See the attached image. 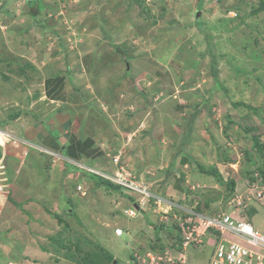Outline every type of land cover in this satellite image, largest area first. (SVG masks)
Masks as SVG:
<instances>
[{
	"label": "rangeland",
	"instance_id": "1",
	"mask_svg": "<svg viewBox=\"0 0 264 264\" xmlns=\"http://www.w3.org/2000/svg\"><path fill=\"white\" fill-rule=\"evenodd\" d=\"M259 5L260 0H0V108L6 111L18 107L19 103L30 105L39 98L43 79L55 74L60 63L63 68L69 64L72 73L78 75V56L95 49L98 72L93 76L94 81L91 76L88 78L93 86L88 94L96 95L94 102L98 103L92 110L96 136L100 142L110 145L107 150L111 154L122 143L121 150L112 156H120L123 172L131 173L130 180L133 177L143 180L151 193L171 201L179 199L182 203V196L164 193V190L182 168L179 157L187 154L191 159L190 179L197 181V185L196 198L191 197L192 202L186 203L201 199L203 206L204 198L211 196L214 201L203 211L225 212L233 193L229 195L225 184L221 185L206 171L216 168L225 179L232 178L234 171L239 189L245 190L249 172H255L264 161V154L255 146L264 142V11L256 14ZM198 11L200 17H196ZM213 60L219 71L218 80L212 74ZM84 108H79V117L88 113L89 109ZM6 140L0 134V145ZM131 146L136 147L139 155L135 160L130 159ZM253 159L258 161L252 162ZM25 166L18 164L14 170L17 169L19 176L24 175ZM45 166L41 162L38 169L45 171ZM2 167H8L6 161ZM79 171L98 185L101 178L118 186L113 191L106 190V195L97 196L111 200L102 199V205L107 203V226L126 230L120 238L107 242L106 254L125 262L138 248L164 249L177 244L180 233L175 231V218L165 203L158 204L151 198L147 204L155 217L151 212L146 216L141 210L136 219L130 218L125 209L134 207L136 196L141 198L142 194L133 190L127 194L124 184L111 182L83 168ZM53 172L49 179L38 183L39 187L42 184L41 188L48 189L47 194L55 195L61 214L56 218L53 212L51 221L45 224L38 220L44 227L32 231L40 237L31 248L30 236L24 234V217L16 209L20 206L24 209L27 203L23 199L14 201L15 194L24 187L20 185L22 181L30 178L15 182L10 192L0 181V264L10 261L61 264L64 254H60L64 258L56 261L51 253L52 246L56 250L57 245L65 250L66 245L70 246V252H64L68 260L81 259L86 264L83 258L98 252L97 264L105 263L96 241L88 239L84 246L81 236L99 238L89 230L79 212L75 216L78 225L73 223L66 230L60 223L61 216L69 217L67 212L71 206L65 204V192L75 191L78 181L74 175H65V184L60 183L61 178L56 175L59 172ZM4 177L8 178L9 172L0 174V178ZM85 185L88 197L90 190ZM30 186L36 188L37 184L31 182ZM109 195L121 200L114 210L109 209L111 204L115 206L114 198ZM74 197L79 201L78 195ZM97 198L96 208L100 207ZM40 199L50 207L51 201L44 200L45 193ZM166 217L169 223L163 227ZM147 219L154 224L133 231L136 220ZM250 220L264 231L262 212ZM56 225H62L60 232ZM168 228L174 229L178 237H170ZM2 244L21 251L20 258L3 253ZM45 244L51 248L45 261L34 259L37 250ZM42 250L45 249L42 247ZM29 252L31 259L25 260ZM195 252L193 248V258ZM205 252L199 254L202 261L206 260Z\"/></svg>",
	"mask_w": 264,
	"mask_h": 264
},
{
	"label": "crops",
	"instance_id": "2",
	"mask_svg": "<svg viewBox=\"0 0 264 264\" xmlns=\"http://www.w3.org/2000/svg\"><path fill=\"white\" fill-rule=\"evenodd\" d=\"M96 53L97 50L94 49L92 51L84 53L81 57L78 56L79 64L77 66L80 70V73L78 75H74V73H72L69 64L67 67L64 66L65 68H63V66L61 67L60 63L59 69L55 74L48 75L47 77H45V79H43L40 87V96L38 99L33 100L31 103H29L30 105H27L28 103L26 104V102H24L22 103V105H20L19 103L18 107L10 108L6 111L5 109L0 108V130L5 132V135H8V139L6 140V142L3 145H0V154L6 155V164L8 165L10 177V187L8 188L9 192L14 189L15 182L20 181L22 178H27L28 176L30 178L26 180L22 179L23 181L20 185L24 186V189L22 188L19 193L17 192L15 194L14 199L16 200L13 199L14 201H20L21 199H23V201L25 200V203L27 204L24 205V209L22 208V206L16 207L11 203L12 206L16 207V209L23 215L24 224L28 226V228H26L25 226L24 234L30 236L31 241H29L28 244L29 248L33 247L35 242H37L40 237L36 236L34 233H32V231L34 232L39 230V227L43 228L45 223L51 221L50 214L54 215L55 213L56 218L61 214L58 209L60 207V204H58L56 200H54L55 195H52L51 193L47 194L46 192L48 191V189L41 188L42 184L41 187H39L40 185L38 183L40 180L46 181L47 179H49L50 175H52L51 173L54 170H57L59 172V174H55L61 178L60 183H64L63 176L74 175L75 177H77V185L82 184L84 187H86L85 184H87V187L90 190L88 197L85 196L86 198L82 196L78 191L72 190L71 192H65L67 193L64 196V198L67 199V201H65V204L71 206L68 207L67 212L69 217L66 218L61 216L59 218V221L61 224H63V227L68 230L70 227L72 228L73 223L77 224L78 221L75 220V216L79 212V215L83 218V221L87 222L89 230L91 228V230L94 231V233L92 231L90 232H92L96 238H99V240H96L90 235H88L87 237L86 234L85 236H81L83 238V242L92 238L100 246L106 249L105 245L107 244V242L112 241V238H120L115 235L114 229L116 227H108V222L107 220H105V210L107 203L102 205V199L107 202H110L111 200L108 197L102 199L97 198V196L99 197V194L104 195L105 193L106 195V190L108 189L98 185L96 181L89 179L79 171V168L83 167L84 170L93 172L94 174L97 173L100 175L102 173H111L116 168L112 161V155L117 154L122 148V143L120 142L117 144L116 152L111 154L109 150H107L110 145L107 146L106 143L100 142V140L98 139L99 137L96 136L97 128L94 125L95 114L92 110H95L94 107L98 103L94 102V100L96 99V95H91V93L88 94V92L93 90L92 82H90L88 78L91 76L92 81H94L93 76H96L98 72L96 65ZM54 66L57 67V64H54ZM85 105L86 108H84ZM82 106L84 109H89V111L88 113L79 117L78 110ZM18 144L19 146H17ZM32 144L35 146H33ZM41 148L53 151L57 153V155H47V153H43ZM128 151L130 153L131 160H135L136 156L139 157L136 152L135 146H131V149ZM121 152L123 153V150ZM47 156L49 157V159L47 158ZM69 159L75 160L76 162L71 163ZM41 162L46 165L45 171L42 172L40 171V169H38ZM178 162L179 167L182 168L178 170L179 174L177 175V178L171 181L170 185L167 186L165 190L162 189L161 191H165L164 193L173 194L178 197L182 196L184 202H187L188 200H190L191 202V197L196 198V191L194 190L197 185V181L194 182L190 179V175L192 174L189 167L191 159L189 158V156H187V154H181ZM16 164L17 166L18 164L19 166H24L26 164L24 168V171L26 173L24 175L20 174L19 176V172L17 171V169L14 170V167L18 168ZM28 166L30 167L29 170ZM176 169L175 173L178 172ZM14 172L18 174L15 175L16 178L19 176V179L16 181L14 175H12V173L15 174ZM234 174L235 172L232 171V178H234L236 181L237 189L239 188V182L237 180V177L235 176L236 174ZM12 176L14 179H11ZM35 176L38 177L36 178ZM183 178L185 179V181ZM31 182H33L34 185L37 184L36 188L30 186ZM217 187L218 186L216 184L215 188ZM161 188L162 187H160L159 189ZM43 193H45L44 200L47 202L51 201L50 207H48L47 204L43 205V200L41 201L40 199ZM5 194L7 195L4 197L7 198L8 193L6 192ZM75 195H78L80 197L79 201H76V198L74 197ZM109 196L111 198H114L113 204L115 205L114 207H112L111 204V207L109 209L114 210V208L117 207L118 203H120L121 200L117 197H114L115 195ZM95 198H97L96 202L99 203L100 207L96 208ZM82 200L83 202L80 203ZM6 201L7 199L5 200V202ZM261 205H263L262 211L259 210V207ZM76 206L79 207V210H76ZM254 208L255 212L251 215V217H256L257 215L261 214V212L264 215V202H262L261 204H259V202L254 204ZM97 209H99V211H97ZM110 210H108L109 213ZM144 210L143 212L146 216L151 214V216L155 217L150 207L147 206L144 208ZM253 210L254 209H251V212H253ZM149 212L151 213L149 214ZM64 218H66L67 220ZM38 220L44 221V224L39 223ZM11 221L13 220L11 219ZM135 223L137 224L135 226L133 225L134 232H138L141 228H145V226L149 227L154 224V222H152L150 219H147V221L145 220V222L136 220ZM61 226L59 227V225H56V230H59L60 232V230H62ZM166 226L167 224L163 227ZM254 226L264 233V231L257 225L254 224ZM168 229L170 231L172 230L170 228ZM18 235L20 237L23 236L21 234ZM77 235H79V233ZM174 235L178 237L179 234L177 235V233L175 232L172 233L173 238ZM13 237L16 238V235H13ZM58 238L56 239L57 241L59 240ZM83 244L85 246V242ZM2 245L5 247L2 249L3 253H8L10 257L14 259L20 258L21 251L19 252L17 251V249L15 250L12 246L8 248V246L4 244ZM42 247L45 250H42ZM69 247V245H66L65 250L60 245H57L56 250H54L53 246L51 249L48 245L45 244L37 250V258L34 259H37L38 261H45L46 257L49 254V249H51V253L56 256V261L59 260V257H63L60 254H64L65 258H63L68 262H66L65 260H61V264L63 261L66 262L63 264H82L81 259L80 261H76L74 258L72 260L66 259L67 256L64 252H70ZM84 254L82 253V255ZM30 256L31 254L29 252L25 260L31 259ZM115 259L118 260V258ZM9 264H13V262L10 261Z\"/></svg>",
	"mask_w": 264,
	"mask_h": 264
},
{
	"label": "built area",
	"instance_id": "3",
	"mask_svg": "<svg viewBox=\"0 0 264 264\" xmlns=\"http://www.w3.org/2000/svg\"><path fill=\"white\" fill-rule=\"evenodd\" d=\"M117 165L115 174L108 178L125 185L143 195L140 205H147L151 198L158 204L165 203L173 213V225L180 233L177 244L153 249L150 247L136 249L131 264H264V233L257 229L246 216L248 207L254 201L264 200V182L262 180L247 181L245 190L234 193L227 204V210L221 213L209 214L197 209L198 202L187 204L178 200L164 199L156 193H151L143 180H138L129 172H123L119 166L120 157L114 156ZM258 176V173H256ZM81 190L82 186L79 185ZM134 215L135 210H126ZM169 223L168 217L163 220ZM172 225V226H173ZM115 234L121 236L124 230L115 228ZM195 249L193 258L192 250ZM207 248H210L207 250ZM205 252L206 260L202 261L200 253Z\"/></svg>",
	"mask_w": 264,
	"mask_h": 264
},
{
	"label": "trees",
	"instance_id": "4",
	"mask_svg": "<svg viewBox=\"0 0 264 264\" xmlns=\"http://www.w3.org/2000/svg\"><path fill=\"white\" fill-rule=\"evenodd\" d=\"M255 11H256V14L259 13V12L264 11V0H260V5H259V7ZM218 73H219V71L217 69L216 62L213 60V62H212V74H213V76L215 77L216 80H218ZM255 146H256V149L261 150V153L264 154L263 143H260V144L259 143H256ZM255 160L258 161L257 159H253L252 162H254ZM203 170H205V169H203ZM256 171H258L259 176H261L262 181H264V161H263V163H262L261 166L256 167L255 172ZM206 172L209 173V174L214 175L217 178V181L221 185H224L225 184L226 189H227L229 195H231L235 191L236 181H235L234 178L225 179V177H223V175L221 174V172L219 170H217L216 168H210ZM255 172L254 171L249 172V174H250V180L251 181H255L257 179V177H255ZM97 182L99 183L100 186H103V187H105L107 189H110V190L117 189L118 188V186L112 185V183H109L107 181H104L101 178H99ZM212 201H214V200L212 199L211 196H206L204 198V200H203V204L205 206H209ZM253 209H254L253 212H250L251 215L255 212V208H253ZM173 230L174 229H172L169 232L170 237H172V233H174L175 231H177V230H175V231H173ZM157 239H159V237H157ZM100 250L102 251V254H103L104 258H105V263L124 264V263H121V262L117 261V259H114V257L111 254H109V255L106 254L107 251L102 246H101V249ZM97 258H98V252H96L94 255L91 254L90 256L87 254V256L83 258V263H86V264H97V261H96Z\"/></svg>",
	"mask_w": 264,
	"mask_h": 264
},
{
	"label": "clouds",
	"instance_id": "5",
	"mask_svg": "<svg viewBox=\"0 0 264 264\" xmlns=\"http://www.w3.org/2000/svg\"><path fill=\"white\" fill-rule=\"evenodd\" d=\"M5 132H3V131H1L0 130V134H2V135H4L7 139H8V135H5L4 134ZM263 143V142H262ZM33 145V144H32ZM33 146H35V145H33ZM41 150L43 151V153H47V154H51V155H54V152L53 151H50V150H46V149H43V148H41ZM51 152H53V153H51ZM55 156V155H54ZM116 156H119V155H116ZM113 157L114 156H112V161H113ZM120 157V156H119ZM3 161H6V155H2V154H0V166L2 167V162ZM69 161L71 162V163H75L76 161L75 160H72V159H69ZM114 163V162H113ZM114 165H115V170H113L111 173H102V174H100L102 177H104V178H106V179H108L109 181H111V182H115L114 180H112V179H110V178H108V175H113V174H115V172H116V170H117V165L114 163ZM80 166H82V165H80ZM0 167V174L1 175H4L6 172H9V169H8V167L7 168H4V167H2L1 168ZM83 168V167H82ZM256 173H258V171H256L255 172V177H258L259 176V173H258V176H256ZM97 174V173H96ZM97 175H99V174H97ZM7 176V175H6ZM9 179V181H7ZM251 181L250 179H247V181ZM257 180V179H256ZM259 180H262L261 179V176H260V178H259ZM0 181H2V182H4L3 184H5L6 185V187L7 188H9L10 187V177H8V178H6V177H4V178H0ZM264 182V181H263ZM117 183V182H116ZM2 185V184H1ZM79 185H81L82 186V189L81 190H79L78 189V186ZM76 189H75V191H78L82 196H86L87 194H88V191H87V189L82 185V184H78L76 187H75ZM122 189H123V187H122ZM126 190L124 191L125 193H127V194H130L128 191V189L127 188H125ZM124 190V189H123ZM238 190H240L239 188H235V191L233 192V194L234 193H236V192H241V191H243V190H240V191H238ZM72 191V190H71ZM232 194V195H233ZM231 195V196H232ZM231 198V197H230ZM230 198H229V200H230ZM140 199L141 198H138L137 196H136V201H135V204H134V207H130V208H127V209H125V214H128L127 212H126V210H135V214L134 215H129V216H131L130 218H134V217H137L138 216V213L142 210H144V208L145 207H147L148 206V204L147 205H143V206H141L140 205ZM179 200V199H178ZM228 200V201H229ZM197 201V200H196ZM184 202V201H183ZM192 202V201H191ZM198 202V205H197V209L198 210H202L203 211V209H208L209 207H210V205L209 206H205L204 204H203V206H202V203H201V199L200 200H198L197 201ZM213 202V201H212ZM262 202H264V200L263 201H259V203H262ZM186 203V202H185ZM195 203V202H194ZM193 203V204H194ZM256 203H258L257 201H254L253 203H251V205L248 207V209H247V211H246V216L245 217H247L248 218V220L253 224V222L250 220V217H251V214L250 215H248V210L251 212V209H253L254 208V204H256ZM211 204V203H210ZM227 204H228V202H227ZM149 207V206H148ZM204 207H206V208H204ZM145 211V210H144ZM122 228V227H121ZM176 228V227H175ZM123 230H124V234H125V229L124 228H122ZM175 230H177V228L175 229ZM178 231V230H177ZM114 232H115V229H114ZM123 234V235H124ZM116 235V234H115ZM123 235H121V236H123ZM118 236V235H117ZM179 237H180V235H179ZM133 258V253L130 255V257L128 258V260L126 261V262H121V263H124V264H131V263H129V261L131 260ZM117 261H119V260H117ZM120 262V261H119Z\"/></svg>",
	"mask_w": 264,
	"mask_h": 264
},
{
	"label": "water",
	"instance_id": "6",
	"mask_svg": "<svg viewBox=\"0 0 264 264\" xmlns=\"http://www.w3.org/2000/svg\"><path fill=\"white\" fill-rule=\"evenodd\" d=\"M200 16H201V12L198 11L196 17H200ZM263 150H264V142H263Z\"/></svg>",
	"mask_w": 264,
	"mask_h": 264
}]
</instances>
